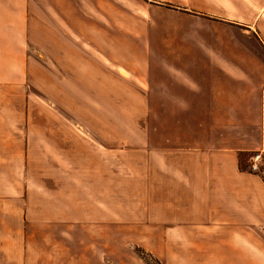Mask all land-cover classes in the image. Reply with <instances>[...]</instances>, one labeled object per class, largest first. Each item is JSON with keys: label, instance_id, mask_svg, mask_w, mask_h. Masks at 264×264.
<instances>
[{"label": "crops", "instance_id": "crops-1", "mask_svg": "<svg viewBox=\"0 0 264 264\" xmlns=\"http://www.w3.org/2000/svg\"><path fill=\"white\" fill-rule=\"evenodd\" d=\"M0 62H78L79 91L125 87L129 110H143L125 146L142 153L143 188L157 190V219L142 229L201 238L204 264H264V180L248 170L264 141V0H0ZM63 121L86 141L89 127ZM35 215L29 230L47 238L75 237L66 226L83 222L20 219ZM23 233L0 225V261L37 263Z\"/></svg>", "mask_w": 264, "mask_h": 264}, {"label": "rangeland", "instance_id": "rangeland-1", "mask_svg": "<svg viewBox=\"0 0 264 264\" xmlns=\"http://www.w3.org/2000/svg\"><path fill=\"white\" fill-rule=\"evenodd\" d=\"M56 63L0 62V214L6 215L1 227L29 232L17 239L22 252L35 241L34 264H204L205 253L193 251L201 238L142 229L157 219V190L143 188L149 177L141 171L142 153L125 145L131 142L129 119L140 120L143 110H129L125 87L118 86L116 94L79 91L78 62ZM48 64L67 81L57 78L51 85ZM82 65L93 73L91 64ZM21 73L23 82L14 83ZM61 118L89 127L86 141ZM110 145L118 149L117 158L106 153ZM126 148L129 155L119 151ZM26 213H57L69 218L62 223L83 222L66 226L76 229L75 237L47 238L29 230L39 217L20 219ZM6 249L13 260L18 249Z\"/></svg>", "mask_w": 264, "mask_h": 264}, {"label": "built area", "instance_id": "built-area-1", "mask_svg": "<svg viewBox=\"0 0 264 264\" xmlns=\"http://www.w3.org/2000/svg\"><path fill=\"white\" fill-rule=\"evenodd\" d=\"M248 170L250 173L256 174L264 180V141L260 149L249 156Z\"/></svg>", "mask_w": 264, "mask_h": 264}, {"label": "trees", "instance_id": "trees-1", "mask_svg": "<svg viewBox=\"0 0 264 264\" xmlns=\"http://www.w3.org/2000/svg\"><path fill=\"white\" fill-rule=\"evenodd\" d=\"M158 264H161L159 261H157Z\"/></svg>", "mask_w": 264, "mask_h": 264}]
</instances>
